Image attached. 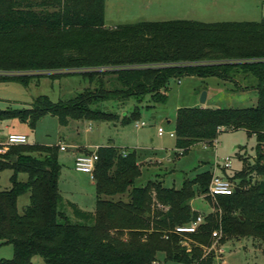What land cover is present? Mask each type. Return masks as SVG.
Wrapping results in <instances>:
<instances>
[{"label": "trees", "instance_id": "1", "mask_svg": "<svg viewBox=\"0 0 264 264\" xmlns=\"http://www.w3.org/2000/svg\"><path fill=\"white\" fill-rule=\"evenodd\" d=\"M63 70H78L95 88L67 101L37 97L22 110L0 111V120L19 118L33 128L44 116L56 117L62 126L71 119L116 121L94 106L146 97L164 105L172 80L230 81L232 72L240 71L257 81L256 106L180 108L175 146L185 154L197 143L211 146L221 132L241 130L256 139L254 159L242 158L241 169L230 175L221 169L239 191L218 196L215 212L203 216L195 233L178 235L176 227L198 216L190 202L198 196L210 199L205 195L211 172L185 180L180 190L164 188L157 180L137 188L135 152L99 147L92 174L95 209L87 212L68 203L81 220L72 223L61 209L59 146L11 145L0 154V173L12 172L10 189L0 191V242L13 247V257L0 264H32L34 257L45 264H156L158 254L164 256L162 264H217L214 252L204 249L219 230L234 239L259 240L264 254V19L168 20L108 28L105 0H0V82L27 85L41 76L61 78L45 72ZM107 76L116 78L117 88L105 89ZM127 122L122 118L121 124ZM19 174L27 181L19 182ZM26 192L30 203L19 214L17 198ZM123 195L127 202L113 200Z\"/></svg>", "mask_w": 264, "mask_h": 264}, {"label": "rangeland", "instance_id": "2", "mask_svg": "<svg viewBox=\"0 0 264 264\" xmlns=\"http://www.w3.org/2000/svg\"><path fill=\"white\" fill-rule=\"evenodd\" d=\"M137 2L139 1L106 0L107 27L174 19L204 23L257 22L262 18L264 10L262 0H189L187 9L164 15L152 14L162 5V0H153L150 9L143 6L141 0ZM76 72L79 71L45 72L62 77L54 79L41 76L31 79L27 85L20 82H0V111L22 110L40 96H46L52 102L67 101L77 93L95 88L94 83L83 80ZM231 77L233 80L230 81L197 77L172 80L164 105H153L149 97H146L141 101L134 98L122 102L104 101L94 106L102 112L118 117L116 121L71 119L62 126L56 117L44 116L33 128L29 121L22 122L19 118L0 120V150L2 151L0 154L6 153L10 147L7 144L10 135L24 136L26 144L29 145L67 146V150L59 151L57 156V163L60 166L58 189L63 200L61 209L72 223H80L81 220L74 215L68 203L76 204L81 210L87 212H93L95 209L93 180L87 174L74 171L72 155L76 151L84 154L88 150L91 153L95 148L106 146H113L123 151H134L137 163L140 164V175L134 183V187L137 188L145 186L149 181L157 180L164 188L180 190L185 180H193L205 171L212 173L216 164L219 167L215 171L221 175L225 159L230 160L231 167L225 169L230 175L241 169L242 158L253 162L256 145L254 136H248L241 130L221 132L215 140V147L197 143L184 154L183 151L176 149V140L170 138L169 133L174 131L175 114L180 108L247 109L255 107L258 98L255 90L256 79L240 71L232 72ZM104 86L107 90L117 88L116 78L104 77ZM204 91H208L209 98L201 104L199 96ZM134 111L137 114L135 113V117H132ZM124 117L128 119V122L121 124ZM158 128L164 130L161 137L157 135ZM205 146L208 147L204 148ZM11 175L12 172L9 170L0 173V191L10 189ZM18 181L26 182L27 176L19 174ZM113 200L127 202L128 196H115ZM29 203V192L19 196L16 202L17 212L22 214ZM190 206L198 215L205 216L215 212L214 207L217 206V201L198 196L190 202ZM123 233L122 238H125L126 233ZM212 248H214L217 264H264L263 246L257 239H234L221 234L213 238ZM209 249L204 250L209 253ZM12 257L13 247L9 244L1 245L0 242V260H9ZM163 262V254H158L156 264ZM32 264L45 263L41 258L34 257Z\"/></svg>", "mask_w": 264, "mask_h": 264}, {"label": "built area", "instance_id": "3", "mask_svg": "<svg viewBox=\"0 0 264 264\" xmlns=\"http://www.w3.org/2000/svg\"><path fill=\"white\" fill-rule=\"evenodd\" d=\"M105 69H97V71H104ZM91 71V70H90ZM143 125V124H141ZM138 127V125H136ZM164 134V130L162 128H158L157 135L162 136ZM170 138H175V133L170 132L169 133ZM8 145H18V144H26V138L24 136L19 135H10L7 140ZM207 144V143H205ZM208 145V144H207ZM212 147L216 146V141L214 140L212 142ZM208 146H205L204 148H207ZM60 151H66V146H59ZM181 151V150H179ZM0 152H2L0 150ZM97 154L96 150L91 152V154H79L75 156L74 159V169L78 173L87 174L93 179V170L95 163L97 161ZM219 165L216 164L214 166V170L212 172V179L210 181V184L208 186V191L206 193V197L216 200L218 196H230L233 194V192L236 189V186L234 183L230 182L229 180L223 178L221 175L216 173L215 169L218 168ZM231 167L230 160L225 159L223 169H229ZM203 222V216L198 215L195 220H193L190 224L179 226L174 229V232L178 235H186V234H193L196 232L197 228L200 226V224ZM222 234V230L216 231L213 233V238L218 237ZM211 249V247H210ZM209 249V252L213 251L214 248L211 250Z\"/></svg>", "mask_w": 264, "mask_h": 264}, {"label": "crops", "instance_id": "4", "mask_svg": "<svg viewBox=\"0 0 264 264\" xmlns=\"http://www.w3.org/2000/svg\"><path fill=\"white\" fill-rule=\"evenodd\" d=\"M134 1L140 2V0H134ZM262 1L264 2V0H262ZM139 2H137V3H139ZM141 2L143 3V6L147 7L148 9H150V5H153V0H141ZM162 5H160L158 9L153 11L152 14L162 13V14L166 15V14H170L172 12L177 13V11H183V10L187 9V6L189 5V0H162ZM262 19H264V10L262 12V18L260 20H262ZM105 20H106V0H105ZM174 20H184V19H174ZM143 22H157V21H143ZM243 22H250V21H243ZM105 26L107 27L106 23H105ZM208 98H209V93L207 91V99ZM19 136H21V135H19ZM58 146H64V145H58ZM78 149H81V148H78ZM97 149L98 148H95L94 151ZM79 154H83V153H78V151L73 153V155H72L73 166H74L75 156H77ZM138 165H140V164L138 163ZM74 171H75V169H74ZM93 183H94V181H93Z\"/></svg>", "mask_w": 264, "mask_h": 264}, {"label": "water", "instance_id": "5", "mask_svg": "<svg viewBox=\"0 0 264 264\" xmlns=\"http://www.w3.org/2000/svg\"><path fill=\"white\" fill-rule=\"evenodd\" d=\"M206 99H207V92L204 91V92H202V93L200 94V96H199V102H200L201 104H203V103L206 101ZM235 191L237 192V191H239V189L236 188Z\"/></svg>", "mask_w": 264, "mask_h": 264}]
</instances>
